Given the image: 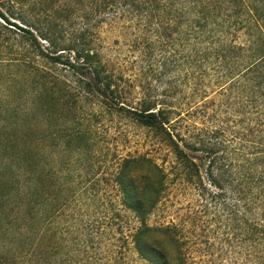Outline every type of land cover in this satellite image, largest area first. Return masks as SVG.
I'll return each mask as SVG.
<instances>
[{"label":"rangeland","instance_id":"1","mask_svg":"<svg viewBox=\"0 0 264 264\" xmlns=\"http://www.w3.org/2000/svg\"><path fill=\"white\" fill-rule=\"evenodd\" d=\"M69 1L0 0V10L15 25L0 19V109L27 107L39 128L52 123L62 126L63 136L69 133V172L60 175L69 176V264H151L134 248L143 223L122 205L117 186L124 163L137 159L145 164L127 163L128 181L144 187V178L152 183L168 177L160 205L146 220L148 227L164 230L150 232L145 241L165 250L170 264H261L246 241L243 221L233 220L231 191L220 201L200 197L175 171L170 149L133 115L148 104L169 107L191 115L189 125L202 127L214 123L208 118L225 116L219 110L229 111L222 84L208 74L191 77L196 65L186 66L178 34L169 37V25L178 20L164 3L179 0H159L160 10L125 19L111 9L91 16ZM236 34L246 42L245 29ZM89 49L118 94H99L90 85L87 68L76 58ZM53 57H60L59 63ZM42 107L54 113L50 121L43 119ZM190 155L203 172L201 155ZM204 183L209 185L207 178ZM238 206L241 219L244 208ZM8 215L3 212V221ZM8 242L0 233V245Z\"/></svg>","mask_w":264,"mask_h":264},{"label":"trees","instance_id":"2","mask_svg":"<svg viewBox=\"0 0 264 264\" xmlns=\"http://www.w3.org/2000/svg\"><path fill=\"white\" fill-rule=\"evenodd\" d=\"M161 2L69 1L70 5L84 7L91 16L108 9L117 11L121 14L119 19L130 18L133 12L147 15L152 7L160 10ZM164 4L169 9L167 14L178 20L175 26L169 25V37L178 34L186 66L196 65L190 76L201 78L208 74L217 86L222 84L228 93L225 104L229 111L219 110L225 116L208 118L214 123L210 126L206 122L202 127L189 125L191 115L184 116L169 107L148 104L133 115L170 149L175 171L195 185L200 197L220 201L225 190L231 191L234 199L228 207L235 210L233 220L243 221L246 241L264 264V1L179 0ZM0 19L15 26L1 10ZM244 29L247 40L242 43L236 33ZM77 54V60L88 70L94 91L118 94L104 75L98 55L90 49L83 56ZM53 61L59 63L60 57H53ZM196 92L195 95L201 94ZM41 112L45 121L54 115L43 107ZM29 115L30 109L21 105L0 109V233L9 241L0 245V264H69V220H65L69 176H60L61 172H69V133L63 136L62 126L52 123L43 130ZM73 136L81 135L77 132ZM60 139L66 142L59 143ZM45 142H49L50 149L41 147ZM190 153L200 154V160L206 162L203 172ZM132 162L136 167L145 164L140 159ZM132 162L126 161L122 166L117 186L122 205L143 223L134 235V248L151 264H170L165 250L153 249L145 241L150 232L164 230L148 227L146 220L160 205L168 177L162 175L152 183L144 178V187L136 185L125 175L127 163ZM204 176L209 185L204 183ZM222 203L225 205L226 201ZM239 204L244 208L241 219L236 211ZM5 211L9 215L3 221ZM166 230L171 233V227Z\"/></svg>","mask_w":264,"mask_h":264}]
</instances>
